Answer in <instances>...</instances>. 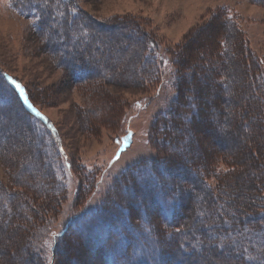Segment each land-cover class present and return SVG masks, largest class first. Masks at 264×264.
<instances>
[{
  "label": "rangeland",
  "instance_id": "1",
  "mask_svg": "<svg viewBox=\"0 0 264 264\" xmlns=\"http://www.w3.org/2000/svg\"><path fill=\"white\" fill-rule=\"evenodd\" d=\"M23 3L47 7L55 18L38 21L21 10ZM193 29L195 51L201 50L203 38L212 46V37L218 30L223 33L219 60L197 68L192 79V71L187 76V96L196 106L195 90L201 89L205 94L200 101L221 102L224 111L220 114L213 105L207 111L210 121L199 146L204 140L219 151L220 174L205 175L204 167L197 166L202 182L190 172L203 155L192 141L190 124L185 122L177 147L162 141L165 128L159 124L174 117L175 57ZM148 52L152 57L144 56ZM247 58L255 70L264 72V0H0V264H108L107 247L115 244L111 241L117 234L123 235L117 228L127 222L122 210L136 216L132 225H138L143 211L155 224L162 220L157 202L168 207L176 195L187 214L200 208L208 188L211 197L234 198L235 190H218L219 179L225 177L228 185L241 177H232L235 172L226 160L258 143V127L248 121L246 111L261 105L259 113L264 114V78L251 77ZM151 65L160 68L156 79H146ZM17 86L26 92L30 88L39 108L30 112L20 99L19 103ZM26 111L41 124L30 121ZM48 122L54 136L59 128L63 143L59 152L42 126ZM156 147L174 153L178 161L166 165ZM53 178L63 183L64 191L55 193L57 203L46 212L38 208L49 198L45 188ZM43 183L47 186L41 187ZM240 189L237 200L248 203ZM232 211L230 207L226 213ZM33 216L42 220L34 225ZM174 222L173 227L161 226L164 234H172L171 240L164 236L155 243V238H148L151 246L137 241V257L146 256L148 248L155 264H235L241 256L235 240H210L205 230L203 248H189L192 255L182 257L180 246L188 238L174 234L175 229L186 228L188 220ZM211 224L202 222L196 228ZM231 232L235 233L230 229L208 233L223 237ZM256 241L260 249L261 242ZM219 243L225 246L223 251L213 247Z\"/></svg>",
  "mask_w": 264,
  "mask_h": 264
},
{
  "label": "trees",
  "instance_id": "2",
  "mask_svg": "<svg viewBox=\"0 0 264 264\" xmlns=\"http://www.w3.org/2000/svg\"><path fill=\"white\" fill-rule=\"evenodd\" d=\"M23 4L25 6L22 5L21 10L25 12L27 15L28 14L33 15L32 16L33 18L39 17V19H37L38 21L42 20L44 16H46L48 20L55 18L53 15V12L48 10L47 7L45 8L43 7L44 9H42L37 6L28 4V3H23ZM64 15L65 14H63L62 16L60 15V17H63ZM56 18L57 19L59 18L58 14H56ZM133 29L135 28H132V32H134ZM193 31L194 29L189 33L188 36H185V39L182 42L183 45L177 48V54H176L177 57H175L176 62L174 64V69H175L176 76L178 78V82H177V91H176L177 97H176L175 105L171 107V111L173 112L174 117H172L170 120L168 119V121L160 120L159 124L163 125V127L165 128L162 141L167 142L169 146L173 145L176 147L178 146L177 142L182 140L180 135L182 134V132L186 131V129L184 128L185 122L187 124H190L189 126L190 134L194 135L192 137V141L193 143L195 142L197 146L202 149V154H203L202 156H199V157L197 156L198 161H196L195 164L191 166L193 167V171L190 170V172L192 173L194 178L197 179V181L202 182L200 176H198V173H197L198 171L196 170L197 166L202 165L204 167L203 173L205 175L209 176V175L217 174V173L220 174V170H219V157L220 156L218 153L219 151L217 149L209 148L206 145L204 140L201 141L202 146L201 145L199 146L200 144L199 140L202 139L201 136H203V133L205 132L204 126H206L210 121L208 120L207 111L210 108V105L211 106L213 105L214 109L218 110L220 114L223 113L224 111H223V106L221 102L219 103L216 101L214 104L209 105V103L200 101L203 99L201 97H203V93H204L201 89H198L197 91L195 90V92L198 94V101H199L198 106H196L197 104L194 103V100H193L194 98L191 96H187L188 92L190 91V88L187 82V76H189L188 75L189 72L192 71L191 76H190L192 79V77H195L194 75L197 74V71H195L197 68L201 66L204 67L207 61L219 60V55H218L219 47L218 46L220 44V38H221L220 36L223 35V33H221V30H218V34L212 37L213 38L212 46L208 44L209 42H207L206 44L203 38V40H201L199 44V47L201 50L195 51L194 48L192 49V45L193 43H195V40L193 39L194 36L192 35ZM87 36H89V34ZM241 44H242V40L240 41V44H239L240 53H241L240 57L244 58V53H243V50L241 49ZM149 45L153 46L154 43L151 41ZM145 50L146 49H143V54ZM152 55L153 54H151V52L150 53L148 52V53H145L144 56L152 57ZM77 59L78 58H76V60ZM255 63L260 68H262V66L258 64V60L255 59ZM245 64H248V67L251 70L252 78L254 76L264 78V72L255 70L254 68L255 66L253 67V60H250L247 58ZM155 65H151V67L148 68V74H146V79H151V77L156 79V77L159 76L158 70L160 68H157V67L155 68ZM27 91L29 92V93L27 92V96L31 104L33 105V107H35L36 109L39 108L37 107V103L35 102L31 94L30 88H28ZM14 94L16 95L19 101L17 94L15 92ZM20 105L22 106V104ZM259 107H262V106L259 105ZM259 107L257 108L258 111L254 109H249L246 111L247 118H249L248 121L254 120L255 126L258 127V132L256 133L258 143H255L256 145L253 144V145L247 146L245 151H241V154H239L235 158L226 160L225 165H227L228 169L231 170L233 174L235 172V174L234 175L232 174L233 176L232 175L231 176L235 178V180L237 179L239 175L241 177L240 178L238 177L239 179L235 182V184L233 182L227 185L226 183L228 182L225 177L219 179V182H218V190L221 187H229L228 189L230 192L235 190L236 192L231 193V196L233 195L234 198L231 197L228 200H226L227 198H223V197L217 198V196H214V195H212L213 197H211L210 189L208 188L206 198L205 196L201 198L200 208H196L194 210V214L191 213L192 210L190 209L189 213L187 214L186 212L185 213L182 212V209H184L183 207L184 204L181 198L179 197V195H176V196H173L174 200L172 202V205L168 207L165 206L164 201L157 202V205L159 208L158 210L161 214L160 216L162 220H160L161 223L158 222L155 224L149 221V214L146 211H143L144 212L143 215L140 217V219H138V222H137L138 225H135V224L132 225L133 222L131 221V218L135 220L136 216H134V214L132 215L131 212H129V210L127 209L122 210V213H121L122 218L127 219V222L124 221L123 227L117 228V231H118L117 233L119 234L122 233L123 235H121L120 237L117 234V237H120V238H117V237L112 238L113 241L111 242L115 244L112 245V247H107L105 258L108 264H122V263L123 264H155L154 263L155 255L153 251L151 252L147 246V245L151 246V244L148 243L149 242L148 238H150V240L152 239V241L155 238L156 239V241H154L155 243L161 242L164 236L171 240L172 234L170 232L167 233L168 231H166L164 234V231L161 229V226L173 227L172 224L175 223L174 221L178 219L180 220L181 218L188 220V225L186 228L183 226L181 228L175 229L174 227V229L176 230L175 231L176 233L174 235L179 236V238H181L182 240L185 239L184 241H187L186 239L188 238V242L187 243L182 242L180 246V248L182 249L181 251L182 257L187 259L189 258V256L192 255L193 252H189L188 251L189 248L193 249L195 246L199 249H202L203 244H204V242L201 240V238L203 237L202 232L205 230L206 231L209 230L207 231V234H209L208 239L210 240L211 239H215V240L224 239L225 242H228L229 240H235L236 247H239V249L241 250V256H238L237 258L235 257L236 258L235 264H264V114L262 115L261 113H259L260 112ZM176 115L179 117H177ZM28 117L30 121H35L36 123H40V121L35 120V118H33L32 116L29 115ZM248 121H247V124L245 125L249 124ZM48 124L49 122L46 124H43L42 126L47 131L49 136L53 137L52 140L54 141V144L56 145L55 147L57 148V150L59 148L58 150L59 152L60 149H63V145H62L63 143L61 141L59 128H57L58 126H56V131H55V136H54L53 135L54 131L53 130L51 131V129L48 127ZM259 130H261L262 132H259ZM156 149L158 150V155L161 156V158L164 161L168 162V163L165 162L166 165L169 166L170 164L178 161L177 155H175L174 153L173 154L168 153V152L166 153L165 151L167 150L165 151L160 150L158 149V147H156ZM247 156H249V159H250L249 161L245 160ZM224 158L225 157L221 158L222 163L224 162ZM242 159H244V162L242 161ZM240 162H243V164H241ZM45 167H47L48 169L52 171L50 166L47 165ZM250 172L253 173L254 175L253 177H249V176L247 177V175ZM245 175H246V178H243ZM53 177H55L54 174H53ZM240 180H241V183L238 182ZM244 181H247V185L242 187L241 184H243ZM51 183L53 184L52 185L53 187H49ZM49 184L50 185H48V188L46 187L47 185H45V183H43V186H41V187H46L45 189H48L46 190V192H50L49 193L50 196L44 201V203L40 204L41 208H38V209L44 208L46 212H48L51 209V207L55 206L57 203L56 196L59 194L56 195L55 193L57 192L62 193V191H64V186L61 181L56 182V180L53 178L52 181L49 182ZM142 187L144 186L142 185ZM240 188H243L242 198L247 200L248 203L240 202V200H237V197L239 195L238 190ZM240 192H241V189H240ZM191 193L192 195L194 194L193 191H191ZM27 195L29 199L30 200L32 199L33 202L35 203L36 201L35 198L34 197L31 198V194L30 196L29 194ZM226 205H227V208H225ZM228 205L233 210L232 213L231 212L226 213L227 211H230V207ZM236 208L239 209L238 212H242L244 217L237 212ZM223 213H225L226 216L231 213L229 215L231 216L230 217L231 220L227 219V217ZM33 217H34L33 219L34 225H37L39 221L42 220V219H38L37 216H33ZM76 219L77 218L73 219L59 233L60 238L64 236L69 226L73 224ZM208 221L212 222V224L209 227L203 228V229L201 227L196 228L197 224L202 223V222L207 224ZM192 223H194L193 229H191ZM28 226L32 227L31 223L28 224ZM41 226H42V223L39 224V227ZM140 228L145 229L144 232L142 231L139 232ZM212 229L214 230L219 229V231L221 232L226 231L228 229L234 230L235 233L234 232L233 233L235 234V236H233V233L231 232L232 234L230 235H226L227 233H223L222 234L223 237L219 235H214L212 237L210 236L211 234L208 233ZM134 232H136L137 235L134 234ZM196 233H199L197 241H195L194 239L196 238ZM107 237L109 238V236ZM256 239H259V241L261 242L260 249L256 247V244H254L255 242H257ZM137 241H140L142 243L145 242L147 244L146 248H148L147 249L148 253L146 256L137 257V255L135 254ZM118 247H119V250H118ZM213 247L214 248L218 247L220 251H223L225 249V246L222 243L214 245ZM164 264H166L165 261H164Z\"/></svg>",
  "mask_w": 264,
  "mask_h": 264
},
{
  "label": "water",
  "instance_id": "3",
  "mask_svg": "<svg viewBox=\"0 0 264 264\" xmlns=\"http://www.w3.org/2000/svg\"><path fill=\"white\" fill-rule=\"evenodd\" d=\"M18 96L20 101L22 102V104L26 107L27 110H29L31 112V107H30V103L29 100L27 98V96L23 93V95H21V93L17 90ZM23 98L26 100V102L23 100Z\"/></svg>",
  "mask_w": 264,
  "mask_h": 264
},
{
  "label": "bare ground",
  "instance_id": "4",
  "mask_svg": "<svg viewBox=\"0 0 264 264\" xmlns=\"http://www.w3.org/2000/svg\"><path fill=\"white\" fill-rule=\"evenodd\" d=\"M25 100V99H24ZM25 102H26V100H25Z\"/></svg>",
  "mask_w": 264,
  "mask_h": 264
}]
</instances>
